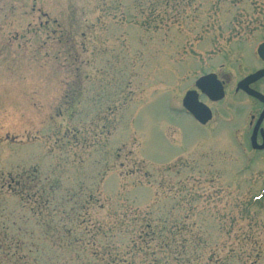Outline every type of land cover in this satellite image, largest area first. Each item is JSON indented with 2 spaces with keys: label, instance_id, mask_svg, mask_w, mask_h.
Instances as JSON below:
<instances>
[{
  "label": "rangeland",
  "instance_id": "rangeland-1",
  "mask_svg": "<svg viewBox=\"0 0 264 264\" xmlns=\"http://www.w3.org/2000/svg\"><path fill=\"white\" fill-rule=\"evenodd\" d=\"M262 41L264 0H0V264H264L252 103L182 104Z\"/></svg>",
  "mask_w": 264,
  "mask_h": 264
},
{
  "label": "flooded vegetation",
  "instance_id": "flooded-vegetation-1",
  "mask_svg": "<svg viewBox=\"0 0 264 264\" xmlns=\"http://www.w3.org/2000/svg\"><path fill=\"white\" fill-rule=\"evenodd\" d=\"M261 44L264 45V41L259 43L256 48V57L260 65L239 78L233 89L229 90L227 80L218 72L220 70H210L199 76L201 77L207 74L214 75V79L221 84V87H223V90L225 92V95L222 99L211 100L201 89L195 86V90L198 93L199 100L207 104L211 109L213 114L212 120L216 115V109L212 105H210L209 102L212 104L221 103L230 95L233 97L242 96V98L244 97L248 102L252 103L244 111L242 121L247 122L246 134L248 137V143L254 153L256 152V154H258V157L259 155L264 157V76L260 77L256 81H250L246 85V87L243 88L239 87V84L251 77V75H254L259 71H264V58L259 53V47ZM225 66V64L219 65L218 69H224ZM251 91H254L256 94L251 93ZM262 161L264 162V158L262 159ZM260 197L264 198V190L261 192Z\"/></svg>",
  "mask_w": 264,
  "mask_h": 264
},
{
  "label": "water",
  "instance_id": "water-1",
  "mask_svg": "<svg viewBox=\"0 0 264 264\" xmlns=\"http://www.w3.org/2000/svg\"><path fill=\"white\" fill-rule=\"evenodd\" d=\"M259 53L264 58V45H260ZM262 76H264V71H259L241 82L239 87H246L250 81H256ZM196 85L212 100H219L224 97L223 87H221V84L214 79V75L201 77L196 82ZM251 93L256 94L254 91H251ZM183 105L202 124H206L212 118L210 108L199 101L197 92L195 90H189L186 93L183 99Z\"/></svg>",
  "mask_w": 264,
  "mask_h": 264
}]
</instances>
